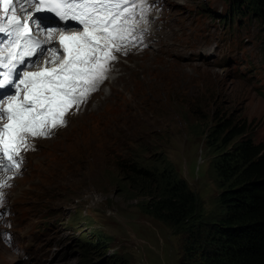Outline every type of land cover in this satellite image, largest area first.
Here are the masks:
<instances>
[{"label":"rangeland","instance_id":"rangeland-1","mask_svg":"<svg viewBox=\"0 0 264 264\" xmlns=\"http://www.w3.org/2000/svg\"><path fill=\"white\" fill-rule=\"evenodd\" d=\"M240 1L147 0L143 43L116 53L107 79L66 126L32 141L18 171L0 172L11 185L0 264H180L184 237L147 214L149 197L104 162L113 153L184 180L208 222L225 215L217 164L228 148L209 137L217 118L247 120L264 142V24L231 19ZM128 121L145 148L102 143L99 133L122 135Z\"/></svg>","mask_w":264,"mask_h":264},{"label":"snow or ice","instance_id":"snow-or-ice-1","mask_svg":"<svg viewBox=\"0 0 264 264\" xmlns=\"http://www.w3.org/2000/svg\"><path fill=\"white\" fill-rule=\"evenodd\" d=\"M25 3L33 5L37 13H53L54 23L47 15L34 16L26 7L16 6ZM136 3L137 0H0V34L8 37L6 43L0 44V172L18 171L23 153L35 150L32 141L51 138L55 129L66 126L65 117L72 110L78 111L79 105L97 91L98 84L107 79L113 62H118L116 53L127 55L122 49L143 43L147 29H142L139 37L136 35V15L138 11L140 18L146 19L150 6L147 0H139L137 10ZM30 24L38 30L48 29L49 38L55 27L73 34L59 37L63 59L58 66L23 71L21 75L17 70L25 65L26 58V66L33 67L46 51L39 40L32 39ZM33 56L37 57L34 61L30 59ZM7 187H11L7 181H0V204L5 202L2 189Z\"/></svg>","mask_w":264,"mask_h":264},{"label":"trees","instance_id":"trees-1","mask_svg":"<svg viewBox=\"0 0 264 264\" xmlns=\"http://www.w3.org/2000/svg\"><path fill=\"white\" fill-rule=\"evenodd\" d=\"M240 3L231 19L241 15L264 24V0ZM251 128L247 120L233 115L217 118L209 134L228 148L217 164L222 189L219 203L225 215L213 222L205 219L196 194L184 180L168 178L166 182L154 166L126 163L141 159L139 155L127 161L122 153L103 158L117 177L149 197L148 215L184 237L180 264H264V142H256ZM139 134L138 124L128 121L122 135L113 137L103 131L98 135L105 145L113 141L114 147L127 149L131 142L142 149L147 145Z\"/></svg>","mask_w":264,"mask_h":264},{"label":"bare ground","instance_id":"bare-ground-1","mask_svg":"<svg viewBox=\"0 0 264 264\" xmlns=\"http://www.w3.org/2000/svg\"><path fill=\"white\" fill-rule=\"evenodd\" d=\"M26 6H28L27 4L26 5H24L23 7H26ZM18 7V6H17ZM19 8V7H18ZM27 8V7H26ZM28 9V11H30L31 9L30 8H27ZM148 19H152L151 17H149ZM157 25V24H156ZM153 26V25H152ZM142 29H145V28H143L142 27ZM141 29V30H142ZM152 32V31H151ZM157 32V31H156ZM158 34V33H157ZM154 35V34H153ZM139 50H140V48H139ZM124 51V50H123ZM122 51V52H123ZM136 51H138V50H136ZM141 51H143V50H141ZM141 51H138V52H141ZM120 54V53H119ZM122 54V53H121ZM174 54V53H173ZM148 56L149 55H147L145 58H144V60L141 62V64H139V65H141V67L143 68L144 66H151L152 65V62H150V59L148 60ZM150 58V57H149ZM139 59H141L140 57H138V59L137 60H139ZM179 59V58H178ZM119 60V59H118ZM152 61V60H151ZM116 63H118V62H116ZM114 65H118V64H114ZM120 66H122V65H120ZM42 69H44L45 68V66H43V65H41L40 66ZM141 71H142V69H141ZM32 72H35V71H32ZM60 132V131H59ZM55 133V132H54ZM62 138V137H61Z\"/></svg>","mask_w":264,"mask_h":264}]
</instances>
